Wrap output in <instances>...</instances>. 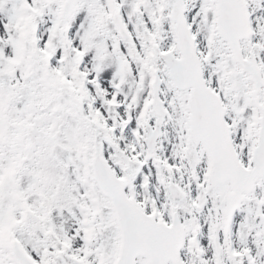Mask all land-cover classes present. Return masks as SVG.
I'll return each mask as SVG.
<instances>
[{
  "label": "rangeland",
  "instance_id": "obj_1",
  "mask_svg": "<svg viewBox=\"0 0 264 264\" xmlns=\"http://www.w3.org/2000/svg\"><path fill=\"white\" fill-rule=\"evenodd\" d=\"M93 1L79 0L68 20H64L59 16L58 26L53 34L55 51L51 60L46 62L48 66L45 69L44 61L41 60L37 61L32 71L27 74L18 73L16 70H0V83L8 88L10 98L17 106L19 113L32 117L33 110L36 107L39 105L43 107L39 103V99L47 84L45 76L47 68L51 64L56 66L55 63L60 59H64V56H66L65 61L71 58L72 52L83 41L79 38L80 31L83 32L85 29V36L88 37L86 30L90 21L87 23L85 21ZM173 1L167 0V4L171 7ZM184 1L188 23L196 37L198 54L203 62L204 77L209 86L221 94L227 106V120L232 126L235 147L242 162L249 165L253 162L251 143L256 135L257 128L254 118V116L256 117L257 107L253 97L252 79L248 73L238 67L228 47L219 40L217 34L213 37L212 47L206 42L205 35L212 28L216 15L214 1ZM61 2L62 0L36 1L39 6L45 5L44 15L38 17L45 29H47L46 24L51 23L52 19H55L56 15L59 14ZM132 2L133 0H120L124 10L122 17L131 32L133 30L129 20L130 22L132 19L145 20L143 22H146L148 26L145 10H140L132 17L125 12ZM17 6L18 4L10 1L0 0V59L5 58V54L2 56L3 50L7 52L6 54H10V45L15 42V38H12V36L19 34V27L11 28L15 24L6 23L10 19L11 13L17 9ZM257 11L259 16L264 17V9L259 8ZM101 27L102 32L92 34L90 37V47L86 52L84 62L85 67L91 70L90 81L96 102L85 105L80 101H74L72 90L67 86V82L58 85L62 105L71 104L78 115L87 118L98 129L97 133L90 137V144L86 146L85 150H78L72 146L63 148L59 145L55 148L59 159L69 161L67 170L80 172L82 174L81 178L87 179L90 184L86 186L80 183L75 192L76 196H71L73 199H66L65 197L64 201L60 197L59 203L61 205L59 207L54 206L49 213L42 209L40 211V214H42L41 221L39 218L33 219V215L27 219L30 224L34 222L39 224L38 229L40 231L45 230L49 235V247L54 251L52 264H107L117 251L118 229L116 224L111 221L112 209L105 203V199L92 180L90 161L92 153L90 151L93 147L97 148L109 160L120 176L131 178L132 182L127 187L133 190L134 200L143 209L147 212L152 211L154 208L150 201L155 200L156 203L158 202L157 206L160 204V213L164 216H167L173 205L172 197L169 195L168 182L174 179L175 181L182 180L180 182H183L184 187L190 190V200L195 201L198 196V189L204 183L209 171V159L205 149L202 145H197L190 139L187 111L183 108L187 91L180 90L174 85L170 79L168 67L156 70L159 71L162 78L161 96L169 112L164 117L155 115L151 104L148 102L151 99L152 87L149 82L153 83L151 72L139 68L125 55V51L131 45L126 41L117 43V27L112 17L104 16ZM30 28L28 25L27 35L31 36L32 40L26 42V46L31 45L33 49L35 48L34 54L40 55V51L45 47L47 32L43 29L39 33H32L29 32ZM65 28L69 30V46L63 56L62 31ZM174 29V21L171 15H163L160 19L156 39L160 51H172L178 54ZM149 32L150 28L147 29L148 34ZM33 38L41 39L34 40ZM133 40H135L134 37ZM96 43L104 44L100 49V56L95 59L92 54L96 48ZM246 46L247 52L261 61L264 68V37L258 31L257 26L253 38ZM129 65H132L134 69L133 76L129 74ZM224 72L225 79L219 81L220 74ZM237 79L242 82V86L238 90L234 89V83ZM111 83H117L123 94L117 93ZM260 96L264 101V89L260 91ZM113 99L116 103L104 101ZM144 107L147 108V119L139 126L138 114ZM95 111L101 113L102 121L95 117ZM157 121L163 124L162 133L156 147L149 148L147 146L148 132ZM34 123L37 130L35 133L29 134L27 130L28 123L23 122V135L28 134L32 143L38 142L43 137V130L39 128L36 122ZM13 133H16V131L11 128L10 121L6 120L4 130L0 131V172L3 175L0 178V230L6 222L7 215L18 201L16 194L19 193V187L22 186L23 189L27 190L30 184L26 181V177L24 181L21 179L19 183L18 173L22 169V160L17 164H12L14 169L17 170L16 185L12 186L8 183L10 172H5L4 169L12 163L14 153L19 151V138L22 137L19 134L15 136ZM124 159H127V162H124ZM160 171L163 173L161 179L163 181L161 182H159L158 177H155L156 173ZM193 171L196 173V179L192 178ZM28 178H31V176H28ZM71 178L74 177L71 176ZM145 178L149 179V193H146L145 185L142 184ZM188 179L191 182H188ZM67 186L69 187V182L66 188ZM230 189L229 181L216 185L211 189L208 204L203 211V217H205L208 224L217 226L219 233L221 229L220 219H222ZM63 191H67V189ZM35 199L36 196L30 193L28 196L29 202L35 204ZM69 204H71V207L68 211L66 208ZM240 208L241 212L234 222V237L241 245L252 247L256 251V241H259L258 236H261L262 244L259 246H262V252H258L259 247L256 251L257 258L260 261V259H264V175L259 179L256 190L246 195ZM157 209L159 212V207L155 210ZM86 218H89V231L92 233L89 244H85L83 239L85 231L82 222ZM183 219L187 221L190 217L187 216ZM242 219L247 220L245 224L241 222ZM219 223L220 226H218ZM21 231V227H18L15 234H19ZM220 234L222 235V233ZM42 249L38 248L36 251ZM2 250L3 247L0 249V264H17L12 255L2 254ZM51 254L48 253V255ZM37 258H41V256H37ZM49 259H51L50 256ZM37 261L41 262L40 259ZM138 264H144V259H138Z\"/></svg>",
  "mask_w": 264,
  "mask_h": 264
},
{
  "label": "water",
  "instance_id": "obj_2",
  "mask_svg": "<svg viewBox=\"0 0 264 264\" xmlns=\"http://www.w3.org/2000/svg\"><path fill=\"white\" fill-rule=\"evenodd\" d=\"M218 5V28L221 34L231 43L232 49L239 63L248 70L255 82L256 99L257 91L264 84L261 73L253 59L244 60L239 48L238 40H233V34L237 27L246 22V10L238 4L237 0H216ZM75 0H67L63 6V14L68 16ZM184 7L181 0H177L173 8V15L179 23L178 33L181 45V58L176 59L167 54L164 57L170 63L171 75L180 88H190L188 107L191 114V136L195 142L202 141L208 150L213 163L210 176V186L215 183L230 179L232 191L226 208V220L230 222L232 215L241 203L244 192H250L255 188V182L264 172V107L260 105L262 119L259 130V139L256 148L254 167L245 168L239 161L233 147L229 126L224 119L225 107L220 98L207 87L202 74L201 62L195 52L194 40L185 26L183 17ZM234 21L236 28L230 27ZM245 26V25H244ZM158 80L154 91V105L156 109L165 113L162 101L159 99ZM239 85V83H238ZM159 134L157 130L151 132L150 145L155 144ZM94 176L98 181L103 193L111 199L116 220L121 232V246L118 264H136V256L144 254L153 263L157 242L162 247H167L174 236L168 229L153 221L151 216L142 212L132 201H130L124 190V184L112 173L108 163L99 153L93 158ZM13 176V174H12ZM13 182V177L12 181ZM205 193L202 201H205ZM181 198V197H179ZM183 238L181 236V243ZM13 250L16 258L22 264H37L23 253L19 245L13 241ZM167 260H165V263Z\"/></svg>",
  "mask_w": 264,
  "mask_h": 264
},
{
  "label": "trees",
  "instance_id": "obj_3",
  "mask_svg": "<svg viewBox=\"0 0 264 264\" xmlns=\"http://www.w3.org/2000/svg\"><path fill=\"white\" fill-rule=\"evenodd\" d=\"M31 19L30 14L24 13V11L19 10V25H24L27 23V20ZM28 62V60H26ZM76 68H73V72H69L68 70H65V64H61V70L58 71L55 75L52 74V77L50 79V82L55 84V80H58L59 78H62L66 80L68 77V73H70V79L69 84L72 86V88L75 89V84L80 85L81 81L80 78L77 77V75L74 73ZM81 86V85H80ZM50 88V87H49ZM6 92V91H5ZM5 92H1L0 90V105L7 104L8 100L6 98ZM75 96L77 98H80V91L79 89H75ZM50 98L48 95V88L46 89V93H44L42 97V102L45 104L46 101ZM85 101L89 100V91L86 90L85 96L82 97ZM45 101V102H44ZM45 110V117L43 115L44 119V125L46 127H50L49 134L51 133V127H54L55 129H58L59 124L61 123L62 118L58 116L56 113L51 112L50 115H46ZM48 113V112H47ZM3 112H0V120L3 119ZM47 117V118H46ZM67 117V116H66ZM49 123V125H48ZM65 130L64 134L68 137L71 141L74 140L77 142L78 140V133L80 132V128L74 124H65ZM74 144H77L73 142ZM43 147V148H41ZM47 147L50 148L47 143L44 144V146H39L34 149H31L29 147V143L26 141L24 144L23 153L28 157L29 162L31 164H28L32 171L35 172V178L32 180V184H34L36 189H42V187L49 188H58L56 183H59V179L62 177V171L61 168L57 166L55 163V159L52 158L50 152L47 150ZM11 169V166L7 169H4L5 172H9ZM25 172L27 171V166L25 164ZM39 199H43L42 195L39 194ZM36 212V210H35ZM38 212V211H37ZM36 212V213H37ZM42 214H36V217L39 218L41 221ZM12 221H20L25 227L24 232L22 235H16L14 232V229L12 227ZM43 222V221H42ZM42 225V224H41ZM40 225V226H41ZM39 224H36L32 226L31 224H28L23 221L21 214H18V211H15L14 213L10 214L6 218V222L3 224L1 228L0 233V248L2 245L5 246L6 249L9 248V238L6 237V233H10L11 235H16L18 241L24 246L27 252L33 253L36 252L37 254L40 252L39 256H41V259L44 262H48V251L52 253L51 247H49L48 243V235L47 232L40 231L38 228ZM47 235V236H46ZM38 248H43L41 251H36Z\"/></svg>",
  "mask_w": 264,
  "mask_h": 264
},
{
  "label": "flooded vegetation",
  "instance_id": "obj_4",
  "mask_svg": "<svg viewBox=\"0 0 264 264\" xmlns=\"http://www.w3.org/2000/svg\"><path fill=\"white\" fill-rule=\"evenodd\" d=\"M245 2L251 12L252 21L258 23L262 20L259 24V30L264 34V18L259 16V12L257 11L259 8L264 9V0H245ZM192 175L194 176L193 172ZM188 182H191V180L188 179ZM175 205L172 207L171 214H167L161 220L171 224L173 213L177 212L180 215L186 230V243L182 249V257L186 264H218L217 251L219 246L222 248L223 264H264V259H260L259 261L256 255L258 247L260 248L258 252L262 250V246H259L262 244L261 236H258L259 241L255 240L257 246L255 251L252 247L249 248L246 245H241L235 239L233 231L234 223L231 225L228 239L224 236L223 217L220 219V233L222 235L217 231V226L208 224L205 217H203V211L206 209V206L205 208L198 209L196 200ZM187 216L190 219L185 221L183 218ZM246 221V219L241 220L243 224ZM218 226H220V223Z\"/></svg>",
  "mask_w": 264,
  "mask_h": 264
}]
</instances>
